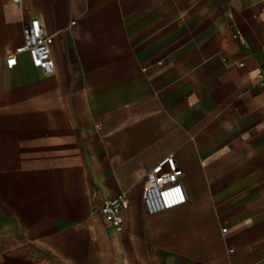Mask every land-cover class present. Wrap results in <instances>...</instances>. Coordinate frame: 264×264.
<instances>
[{
    "label": "crops",
    "instance_id": "1",
    "mask_svg": "<svg viewBox=\"0 0 264 264\" xmlns=\"http://www.w3.org/2000/svg\"><path fill=\"white\" fill-rule=\"evenodd\" d=\"M33 18L52 73L7 64ZM263 46L264 0H0V264H264ZM170 154L188 200L150 214Z\"/></svg>",
    "mask_w": 264,
    "mask_h": 264
},
{
    "label": "built area",
    "instance_id": "2",
    "mask_svg": "<svg viewBox=\"0 0 264 264\" xmlns=\"http://www.w3.org/2000/svg\"><path fill=\"white\" fill-rule=\"evenodd\" d=\"M21 4L23 0H10ZM264 50V46H263ZM28 53L34 66L52 73L55 68L50 37L46 34L39 18L25 22L24 41L7 56V64L12 67L18 62V56ZM259 83L264 85V66L259 73ZM183 168L176 156L170 154L156 163L147 172L146 185L142 191V200L148 213L153 214L180 206L187 202L188 196L182 182ZM125 193L105 199L100 211L103 216L118 230L123 228L124 218L121 209L124 205ZM227 228L223 230L226 231Z\"/></svg>",
    "mask_w": 264,
    "mask_h": 264
}]
</instances>
